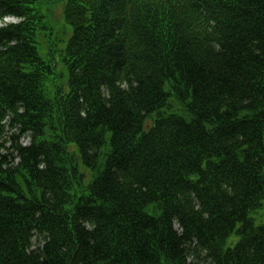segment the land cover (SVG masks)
I'll use <instances>...</instances> for the list:
<instances>
[{
	"label": "trees",
	"instance_id": "trees-1",
	"mask_svg": "<svg viewBox=\"0 0 264 264\" xmlns=\"http://www.w3.org/2000/svg\"><path fill=\"white\" fill-rule=\"evenodd\" d=\"M4 16L0 264H264V0Z\"/></svg>",
	"mask_w": 264,
	"mask_h": 264
},
{
	"label": "rangeland",
	"instance_id": "rangeland-1",
	"mask_svg": "<svg viewBox=\"0 0 264 264\" xmlns=\"http://www.w3.org/2000/svg\"><path fill=\"white\" fill-rule=\"evenodd\" d=\"M59 11H60V7L57 8V11L55 13V16L58 17L59 15ZM13 21H17V19H11V20H8L6 23H9V22H13ZM2 22H0V25ZM59 55L58 54H55L54 56V62L57 64V66L54 68V73L53 74V77L56 76L57 73L60 72L61 70V64L59 62ZM10 127V126H9ZM6 130L5 134L3 135L4 136V141L0 144V153H9L11 151V141H10V137H9V134L11 133V131L13 129H15L14 127L12 128H9ZM19 141L26 144L29 142V138L27 136H20L19 137ZM263 207L258 210V213L255 215V217H257V219L261 220L263 223H264V202H263ZM236 236L235 235H232L229 237L228 239V243L229 245L232 244V242L236 241Z\"/></svg>",
	"mask_w": 264,
	"mask_h": 264
}]
</instances>
